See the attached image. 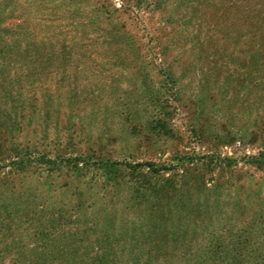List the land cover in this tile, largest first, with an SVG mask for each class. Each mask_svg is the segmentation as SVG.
<instances>
[{"label":"rangeland","instance_id":"rangeland-1","mask_svg":"<svg viewBox=\"0 0 264 264\" xmlns=\"http://www.w3.org/2000/svg\"><path fill=\"white\" fill-rule=\"evenodd\" d=\"M0 264H264V0H0Z\"/></svg>","mask_w":264,"mask_h":264}]
</instances>
